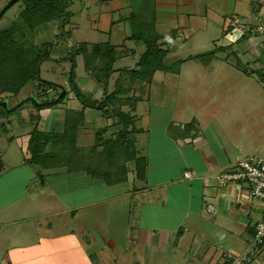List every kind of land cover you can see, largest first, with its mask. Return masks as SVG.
<instances>
[{"label": "crops", "instance_id": "1", "mask_svg": "<svg viewBox=\"0 0 264 264\" xmlns=\"http://www.w3.org/2000/svg\"><path fill=\"white\" fill-rule=\"evenodd\" d=\"M110 2L98 6L97 21L100 12L104 15L100 16L96 29L93 25L96 34L89 32L97 36V41L86 42L114 49L115 72L110 76L106 95L114 91L117 82L120 86L126 84L120 71L138 63L146 52L147 42L152 41L149 39L157 37L159 47L167 50V55L179 45L186 49L197 48L193 50L197 53L198 48L204 50L210 45L209 38L215 41L220 33H225L226 40L234 43L228 34L227 17L241 16L237 9L243 10L245 16L250 15V18L241 16L247 25L259 11L264 15V0ZM72 19L74 16L65 31ZM162 40H168L173 48L162 44ZM179 40L187 42L179 44ZM130 45L132 48L128 47ZM252 48L261 50L260 46ZM216 52L210 53L219 54ZM213 59L220 60V57L214 55L210 61ZM193 61L182 64L179 73L166 72L169 82L156 73L148 85L135 83L129 94L138 101L131 114L135 116L137 149L148 161L145 179H138L136 172H131L128 181L121 183L126 186L108 195L104 190L97 191V186L92 191L85 177L79 178L85 184H79L74 194L57 190V185L51 182H47L48 188L43 191H11L7 190L9 177L5 174L7 164L4 161L5 169L0 172V264H223L225 253L241 254L252 244L256 227L264 219V201L253 198L246 183L219 184L217 175L237 162L232 161L224 146L226 140L218 132L222 128H210L219 120L237 125L235 135L223 130L232 144L238 143V148L246 145L252 148L255 143L264 141V86L257 82L255 74L247 73L239 64L215 62L198 79L195 86H199L200 91H194L195 96L190 90L193 83L189 79L193 71L190 75L186 72L187 66L190 70L199 66V61ZM245 68L254 70V67ZM85 69L86 75L81 76L80 81L93 80L102 88L88 70L86 59ZM260 78L264 80L263 76ZM83 91L93 101L100 102L105 95L103 92L102 96L94 97L89 89ZM190 95L195 97L192 105L199 101L204 108L197 116L208 122L201 124L193 117L197 123L187 126V122L172 117L182 100L184 105L180 108L188 106V111L181 110L191 118L196 108L187 104ZM146 101H152L154 108L140 110ZM155 108L168 110L169 114L159 121L155 111L153 114ZM68 109H83L73 93L59 105L40 112L39 128L62 131ZM122 109L131 111L129 105ZM25 110L18 112L23 125L16 116L0 117V135L9 133L10 124L16 127L13 119L17 120L18 130L29 126L30 132L29 115L27 119L22 115ZM84 114L85 125L77 131V145L84 153L90 150L96 129L110 126L106 137L122 129L100 111L86 108ZM103 118L107 120L106 125ZM2 124L7 131L1 128ZM213 130L218 132V138ZM143 135L147 143L142 148ZM152 144L156 146L153 148ZM152 154L158 161V169L153 165ZM254 155L264 157V150ZM27 159L19 166L27 167L31 173L36 170L39 178L49 180L66 173L65 170H53L57 171L53 173L36 169ZM18 176L14 175L20 188H25L32 180L30 177L27 182L20 181ZM108 186L119 187V184ZM244 241L246 247L239 248ZM253 257L251 264L259 257L264 264V246L256 248Z\"/></svg>", "mask_w": 264, "mask_h": 264}, {"label": "trees", "instance_id": "2", "mask_svg": "<svg viewBox=\"0 0 264 264\" xmlns=\"http://www.w3.org/2000/svg\"><path fill=\"white\" fill-rule=\"evenodd\" d=\"M55 1L20 0L24 10L19 17L5 27L0 26V117L16 116L19 124L23 125L18 112L31 109L28 124L32 128L29 132L27 163L36 169L84 172L92 179L104 181L108 185L127 182L131 172H136V177L143 180L148 161L137 149V139L134 135L137 131L134 127L135 116L131 112L138 101L132 96L130 99L129 94L135 83L148 85L157 71H167L173 67L172 63L164 61L168 52L159 47L157 37L148 41L146 52L138 63L131 69L124 68L120 71L126 84L120 86L117 82L114 91L106 95L110 76L115 72L114 49L107 50L102 44H79L75 50L76 54L85 57L88 70L102 86L105 95L102 101H93L80 90L75 82V60L72 62L74 65L68 92L59 84L41 79V61L49 52L38 50L39 44H30L29 40L32 32L39 34L42 24L47 25L56 17ZM2 18L3 16L0 20ZM70 21L71 19H65L63 30ZM206 55H199L195 59L199 60ZM208 56L211 57L212 53ZM245 71L252 74L247 68ZM174 72L179 73L176 69ZM262 76L264 77V74L259 75ZM69 93H73L82 103L83 109L66 111L62 131L41 130L40 112L59 105ZM126 105L131 107V111L122 109ZM86 108L100 111L106 118L114 119L122 129L110 137H106L110 126L96 129L90 150L83 153L77 145V131L85 125ZM1 128L7 131L5 124H2ZM4 169L5 162L0 158V172Z\"/></svg>", "mask_w": 264, "mask_h": 264}, {"label": "rangeland", "instance_id": "3", "mask_svg": "<svg viewBox=\"0 0 264 264\" xmlns=\"http://www.w3.org/2000/svg\"><path fill=\"white\" fill-rule=\"evenodd\" d=\"M11 0H0V13L1 11L8 5V3ZM87 1V3H86ZM111 0H104V1H99V0H56L55 1V6H56V17L54 18L51 23H48L47 25L42 24L41 26V32L39 34H36L37 32H32L29 35V40L30 44H39L38 50H43L46 51L48 50L49 55L45 57L41 61V79H45L51 83H54L56 85H61L67 89V91H70V75H71V70L72 66L74 65L72 62L75 60L77 64V74H76V79L75 82L80 88V90L84 89H89L91 93H94V97H100L103 95V89L100 88L93 80L90 81H84L81 80V76L86 75V69H85V57L82 54H76L77 48L79 44L89 42V41H97L95 40L97 38L96 35H89V32L92 33V28L96 25V23L99 21L100 16L104 15L103 12H100V15L98 17L97 21V16L99 14V8L98 6L102 4L103 2H110ZM99 2V3H97ZM111 5V2L109 3ZM69 8V11H68ZM24 10V7L20 1H18L16 4L11 6L4 14L3 18L0 20V26L5 27L6 25L11 24L14 20L19 17L21 12ZM239 11L242 17L250 18V15L245 16V12L241 9H237ZM69 16L67 17V15ZM74 16V19H72V23L66 27V31L63 30V23L66 20H70L71 17ZM240 16V17H241ZM67 17V18H66ZM82 17V19H80ZM231 16L229 15L227 18H230ZM241 17V18H242ZM250 24L255 25L257 23V19L255 16H253L251 19L248 21ZM93 23V24H92ZM229 23V22H228ZM94 25V26H93ZM98 26L100 24L98 23ZM90 30H89V29ZM97 27L95 26V29ZM96 30L94 31V34H96ZM138 35V34H136ZM89 37V39H88ZM133 39V38H130ZM149 39V40H153ZM215 38H213L214 40ZM227 37L225 33L223 34H218L217 38L215 41L211 40L210 38L208 39V45L206 48L200 49L198 48V52L195 53L193 50L195 49H186L185 47H182V45H179V48L171 49L169 50V54L166 55L165 57V62L173 64V67L170 70L164 71V70H159L157 71L159 77L161 79H166L168 81V74L166 72H172L175 73L174 70L179 71L181 68L182 64H185L187 62H194L193 60L201 55L204 56L207 54L205 57H202L199 60L195 59V63L198 62L199 66L196 68H191L187 66L186 72L188 73L187 75H190V71L192 72L190 76V80L193 83V86L190 87V90L193 92L195 91L196 93H199L200 87L195 86L196 83L198 82V79L201 78L202 75H204L207 71H209L213 64L215 62H228L231 64H236L238 63L242 68L243 66L252 68L254 67V70L251 71V73L255 74L254 77L257 78V82L260 83L264 86V80H261L259 77L260 74H264V42L259 43L261 38L258 36H249L241 41H237L234 43H230L228 40H226ZM190 40V39H189ZM194 39H192V42ZM184 43L187 41H182L179 40L178 43ZM162 44H165L166 46H170L173 48L168 40H162ZM161 44V45H162ZM160 45V46H161ZM253 47H261V50H254ZM129 48H132V45L128 46ZM36 50V51H38ZM124 50H126L124 48ZM217 51L219 54H214L212 53L213 57L214 55H218L220 57V60L223 59V61L213 59L210 61L211 57L208 56V54H211V51ZM221 50V51H220ZM259 52L263 53V56H259ZM188 58H191V60H187ZM216 58V57H215ZM193 59V60H192ZM257 59V60H256ZM215 60V61H214ZM191 64V63H190ZM185 68V66H184ZM245 70V68H243ZM257 73H260L259 75ZM78 75V76H77ZM172 81V79L170 80ZM129 82V80H128ZM169 82V81H168ZM191 84V83H190ZM87 87V88H86ZM84 94L87 96L86 92L83 91ZM194 92V95L196 96ZM180 96V95H179ZM90 97V96H88ZM181 97V96H180ZM129 98L131 99V95H129ZM195 97H192L190 95V99L187 102L189 106L192 105L194 102ZM67 102V101H65ZM63 103V105L65 104ZM199 101L192 106L196 108L195 113L193 115L189 116V114H185L182 112L183 111H188V106H185L184 108H180L184 105L182 100L178 103L179 106L175 110L174 114L175 119L180 120L182 123L187 122V126L196 124L197 122L194 120L193 117L197 118L200 123L202 124V121H209L206 118H202L197 116L200 114L204 108L203 106H200L201 104ZM140 106V110H143L147 107L149 108H154L153 102L152 101H146L145 103L143 102ZM182 109V110H181ZM46 110V109H44ZM31 111L30 108H27L25 111H23L22 115L23 118L27 119L29 112ZM155 111V118L158 119L159 121L164 117L165 115L169 114L168 110H163L161 111L160 109H153V114ZM177 114V115H176ZM169 119V117H167ZM193 118V119H192ZM105 121V124H107V120L103 118ZM191 119V120H190ZM1 120V119H0ZM8 120H7V128L9 129L8 125ZM13 122L17 124V120L13 119ZM10 123H12L10 121ZM189 123V124H188ZM15 126L17 127V125ZM143 129H145V123H142ZM250 126V124H249ZM14 127V124H10V130L9 133L4 135H0V158L3 159L6 162V171L5 174L8 176V183L9 186L7 187V190L11 191H20L27 189L31 193H34L36 191H43L48 188L47 182L55 183L57 185V190H64L66 193L69 192L71 194H74L75 192L78 191V185L85 184V181L83 179H79L80 177L82 178H87L86 184L89 187H93L92 191L95 190V187L97 186L98 188L96 189L97 191L99 190H104L105 195H108L113 192H117L118 190H121V187L126 186L119 184V187H112L108 186L105 184L104 181H99L96 182L94 180H91V178L83 173V172H69L63 171L65 174L64 176L57 177L54 179H44V178H39V174H37L35 171L31 173L27 167H20L19 165L24 162V160L27 159V143L29 139V126H24L25 128L19 129ZM237 125H228V121H220L218 124H214V127H211L210 129H220L218 132L221 134V138H224L226 140L224 146L227 148L228 154L231 157L232 161L239 162L247 158L248 155L253 156L254 154H259L260 152L264 150V141L255 143L254 147L250 148L251 146L246 145L243 147L238 148L236 144H232L230 142V138L228 135L224 134V130L231 132L233 135H235ZM12 128V129H11ZM197 128H199L197 126ZM216 130H213V133L216 138L219 137V134ZM141 133V132H140ZM22 134V135H20ZM145 135V133H144ZM142 136V145L141 147L146 145V139L145 136ZM12 137V138H11ZM156 144H152V147L154 148ZM140 147V149H141ZM247 150H249L247 152ZM253 150V151H252ZM84 153V151L82 150ZM88 152V151H87ZM152 157H154V162L153 165H155V168L158 169V161L155 159V154H152ZM249 157V156H248ZM53 171V170H52ZM50 173V172H49ZM53 173H57V171H53ZM19 174L18 179L24 180L27 182V180L31 177L32 180L30 183L25 188H20V185L18 184V181L15 179L14 175ZM35 174V175H34ZM132 174L130 173V176ZM42 176V175H41ZM135 176V175H134ZM64 177V178H63ZM88 182V183H87ZM113 185V184H112ZM67 186L69 189H67ZM22 200H19V203ZM103 208H109L108 205H102ZM241 245V246H240ZM247 242H241L239 244V248H244L246 247ZM240 251V250H239ZM225 259H223L224 263ZM255 264H263L262 258L259 257V259L255 260Z\"/></svg>", "mask_w": 264, "mask_h": 264}, {"label": "built area", "instance_id": "4", "mask_svg": "<svg viewBox=\"0 0 264 264\" xmlns=\"http://www.w3.org/2000/svg\"><path fill=\"white\" fill-rule=\"evenodd\" d=\"M257 23L255 25L245 24L244 20L238 15H232L228 18L232 41H241L242 38L249 36H258L264 42V15L259 11L256 15ZM255 50V48H254ZM259 51V50H258ZM259 56L263 53L259 52ZM257 60V59H256ZM217 181L220 185H240L246 183L251 189L253 198L264 201V157L249 156L237 164L220 172L217 175ZM264 245V219L256 227V233L252 244L241 254L227 252L224 254L223 264H251L254 260L256 248Z\"/></svg>", "mask_w": 264, "mask_h": 264}, {"label": "water", "instance_id": "5", "mask_svg": "<svg viewBox=\"0 0 264 264\" xmlns=\"http://www.w3.org/2000/svg\"><path fill=\"white\" fill-rule=\"evenodd\" d=\"M18 1L20 0H11L8 5L1 11L0 13V17L3 16V14L11 7L13 6L14 4H16Z\"/></svg>", "mask_w": 264, "mask_h": 264}, {"label": "clouds", "instance_id": "6", "mask_svg": "<svg viewBox=\"0 0 264 264\" xmlns=\"http://www.w3.org/2000/svg\"><path fill=\"white\" fill-rule=\"evenodd\" d=\"M244 68V67H243Z\"/></svg>", "mask_w": 264, "mask_h": 264}]
</instances>
